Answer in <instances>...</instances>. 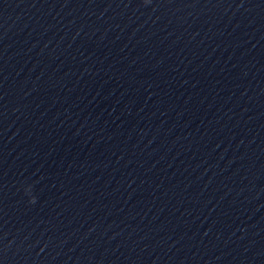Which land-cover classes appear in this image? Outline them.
<instances>
[{
    "label": "water",
    "instance_id": "obj_1",
    "mask_svg": "<svg viewBox=\"0 0 264 264\" xmlns=\"http://www.w3.org/2000/svg\"><path fill=\"white\" fill-rule=\"evenodd\" d=\"M0 264H264V0H0Z\"/></svg>",
    "mask_w": 264,
    "mask_h": 264
},
{
    "label": "clouds",
    "instance_id": "obj_2",
    "mask_svg": "<svg viewBox=\"0 0 264 264\" xmlns=\"http://www.w3.org/2000/svg\"><path fill=\"white\" fill-rule=\"evenodd\" d=\"M26 191H27V192H30V188H29V189H26ZM31 202H32V203H35V198H34V197L32 198V201H31Z\"/></svg>",
    "mask_w": 264,
    "mask_h": 264
}]
</instances>
